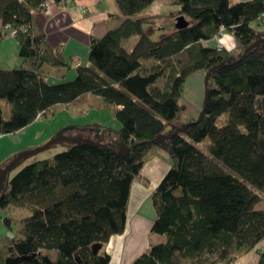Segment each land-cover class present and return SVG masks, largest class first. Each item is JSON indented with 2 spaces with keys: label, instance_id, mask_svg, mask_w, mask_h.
I'll use <instances>...</instances> for the list:
<instances>
[{
  "label": "trees",
  "instance_id": "16d2710c",
  "mask_svg": "<svg viewBox=\"0 0 264 264\" xmlns=\"http://www.w3.org/2000/svg\"><path fill=\"white\" fill-rule=\"evenodd\" d=\"M75 0H0V26L16 31L20 69H0V100L11 105L7 120L0 107V138L21 132L40 117L82 101L88 95L114 110L113 132L129 153L117 157L100 147L71 144L52 158L37 160L6 179L0 209L14 206L30 215L21 220V239L0 242V264H110L105 246L123 235L131 186L143 179L144 165L161 148L171 167L151 195L150 243L131 264H232L264 242V44L232 65L261 39L264 0H172L188 27L151 40L136 18L155 0H114L124 17L103 37L91 36L89 66L76 68L70 82L50 84L44 66L69 67L46 36L32 30L36 13L50 3L60 8ZM263 26V25H262ZM221 31L240 47L238 58L208 43ZM137 37L131 51L124 43ZM202 119L189 120L183 133L161 145L152 141L165 123L184 114L183 85L193 73L209 72ZM164 81L162 86H157ZM227 115L222 126L218 120ZM187 123V124H188ZM186 125V124H185ZM210 140L207 153L199 145ZM97 143V142H96ZM56 253L52 260L48 254ZM264 264V246L258 251Z\"/></svg>",
  "mask_w": 264,
  "mask_h": 264
},
{
  "label": "rangeland",
  "instance_id": "374dc122",
  "mask_svg": "<svg viewBox=\"0 0 264 264\" xmlns=\"http://www.w3.org/2000/svg\"><path fill=\"white\" fill-rule=\"evenodd\" d=\"M237 2L238 0H232ZM248 1V0H242ZM172 0H158L149 9L142 14L137 15L136 18H145L147 23L144 24L143 29L147 32L153 41H158V35L161 32H171L175 29L176 19L170 16L171 12H177L178 9L173 4ZM264 25V23L262 24ZM259 26L257 32L264 30V26ZM161 30V32L159 31ZM11 38L8 42L0 45V69L12 70L20 69L24 66V60L19 57V46L14 37L8 33ZM8 36V37H9ZM137 37H133L125 45L127 51H131ZM222 42V38H221ZM239 52L232 55L233 59H237ZM206 71L200 70L190 75L183 85L182 94L180 97V104L185 107L184 114L177 121L165 123L164 133L169 130L181 128L184 124L193 119L199 120L206 99L205 78ZM76 75L68 74L65 78H59L57 73H53L49 77L50 84H58L70 82L74 80ZM164 81H159L157 86H162ZM102 99L88 95L82 101L77 102L65 108H58L54 113L46 117L38 118L34 123L29 125L21 132L6 135L0 138V172L1 170L17 156L25 152L37 150L50 141L59 138H84L92 140L101 145H109L112 149H116L119 144L118 136L113 132H105L99 134L94 128V125H102L118 130L120 124L114 118V110L108 107H102ZM0 107L2 115L5 120L9 118L11 105L5 100H0ZM227 119V115L218 120L217 124L222 126ZM173 127V128H172ZM210 140L206 139L199 145V150L202 153H207ZM71 145L69 142H57L49 148L31 156L24 157L18 165L8 173L7 179H12L22 168L37 160H44L54 157L55 155L67 150ZM159 155L170 160L168 154L161 148L153 150ZM261 194V201L256 206V209L264 207V193ZM30 212L27 209L16 208L11 206L7 212L0 209V242L10 240L13 238L21 239L20 232L21 220L28 217ZM165 237L157 234L149 239V243L164 242ZM264 246V242L259 244L253 251L240 257L232 264H258V250ZM48 256L56 259V253L50 252Z\"/></svg>",
  "mask_w": 264,
  "mask_h": 264
},
{
  "label": "crops",
  "instance_id": "0c3cea01",
  "mask_svg": "<svg viewBox=\"0 0 264 264\" xmlns=\"http://www.w3.org/2000/svg\"><path fill=\"white\" fill-rule=\"evenodd\" d=\"M156 2L158 0H155L153 5ZM117 16H121V11L114 0H75L64 8L51 5L47 10L36 13L32 30L44 34L51 49L60 50L69 65V67L44 66L43 69L49 77L57 73L62 79L70 73L76 75V68L79 66H89L91 36L101 38L109 30L117 28L124 20V17L119 19ZM168 33L170 32H161L157 38ZM259 34L264 38V30ZM8 36L0 26V45L9 41L11 37ZM127 43L128 41L123 44L124 47ZM208 45L217 47L218 44L212 40ZM221 45L232 55L240 52V47L231 34H223ZM187 123L188 121L185 124ZM170 167V160L164 159L155 151L141 172L147 183L140 180L133 182L125 232L123 235L112 237L105 246L111 257L110 264H131L135 258L148 250L149 239L155 235L152 233L155 213L151 195Z\"/></svg>",
  "mask_w": 264,
  "mask_h": 264
},
{
  "label": "water",
  "instance_id": "95a60500",
  "mask_svg": "<svg viewBox=\"0 0 264 264\" xmlns=\"http://www.w3.org/2000/svg\"><path fill=\"white\" fill-rule=\"evenodd\" d=\"M188 25H189L188 21L183 16H180V17H178L176 19L175 29L181 30V29H184V28L188 27ZM263 44H264V38L256 40L252 45H250L248 48H246L244 50L242 56L237 61L232 62V65H234L235 63L241 62L250 51H252L253 49H255V48H257V47H259L260 45H263ZM224 66H226V65L225 64H220L218 66H215L214 68H212L207 73V76L205 78V89H206L205 106H206L207 99H208L207 87H208V81H209L210 74L213 71H215L216 69H219V68L224 67ZM203 113H204V110H203V112H202V114H201V116H200L198 121H200L202 119ZM189 125H190V123L184 125L181 128L175 129L170 134H162V135L156 137L152 141V144H154L156 146L163 144L164 142L172 139L173 137L183 133V131L185 129H187V127H189ZM57 142H69L71 144H80V143H82V144L90 145V146H93V147H100V148L105 149V150H107L109 152H112L117 157H125L129 153V148L126 145H121V146H119L117 151H112V149L109 148L108 146L98 144V143H96V142H94L92 140H88V139H84V138L69 139V138L59 137V138H56V139L50 141L49 143H47L46 145H44L43 147H41V148H39L37 150L31 151V152H25V153L20 154L14 160H12L10 163H8L0 172V193H1V191L3 189V186H4L5 182H6L8 173L10 171H12L24 157L35 155V154H37V153L49 148L50 146H52L53 144H55Z\"/></svg>",
  "mask_w": 264,
  "mask_h": 264
},
{
  "label": "built area",
  "instance_id": "2783aa9c",
  "mask_svg": "<svg viewBox=\"0 0 264 264\" xmlns=\"http://www.w3.org/2000/svg\"><path fill=\"white\" fill-rule=\"evenodd\" d=\"M44 6H45V7H44L45 10H47L48 8L51 7L50 3H46ZM259 21H260L262 24L264 23V19H261V20H259ZM10 34H11L12 37H15L16 34H17V32H16V31H10ZM223 34H224V32L221 31L220 35H218V36H216V37L214 38L215 42L218 44L217 47H216L218 50H221V49L224 48V47L221 45V38L223 37Z\"/></svg>",
  "mask_w": 264,
  "mask_h": 264
}]
</instances>
